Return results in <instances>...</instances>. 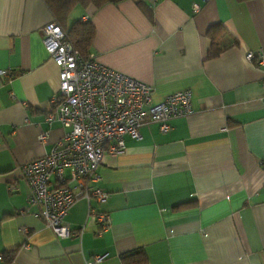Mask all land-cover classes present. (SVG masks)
I'll use <instances>...</instances> for the list:
<instances>
[{"label": "crops", "instance_id": "crops-1", "mask_svg": "<svg viewBox=\"0 0 264 264\" xmlns=\"http://www.w3.org/2000/svg\"><path fill=\"white\" fill-rule=\"evenodd\" d=\"M139 1L78 11L95 29L90 53L150 85L154 102L190 89L194 112L106 152L88 187L108 194L90 204L109 226L98 234L79 198L59 238L27 204L18 169L67 131L47 119L58 68L40 29L53 16L43 0H0V70L13 72L0 76V264H264V69L245 59L264 49V0Z\"/></svg>", "mask_w": 264, "mask_h": 264}, {"label": "built area", "instance_id": "built-area-1", "mask_svg": "<svg viewBox=\"0 0 264 264\" xmlns=\"http://www.w3.org/2000/svg\"><path fill=\"white\" fill-rule=\"evenodd\" d=\"M199 9L193 4V12ZM40 33L48 58L58 68V90L50 98L47 119L57 118L67 131L48 153L19 165L29 190L26 202L38 208L37 215L47 228L64 238L71 230L63 219L69 208L84 198L87 216L99 234L109 226V218L90 200L105 203L108 194L99 188L90 189L88 182L98 179L96 170L105 153H123L124 137L140 139L143 125L157 123L160 131L167 132L171 119L194 112L192 93L188 88L180 89L154 102L150 85L101 64L93 53L82 58L54 18L41 27ZM245 59L264 69V49L247 51ZM12 73L0 70L2 77ZM261 87L264 89V75ZM46 139L47 133L38 135L40 142ZM27 232V228L22 229L23 234ZM105 256L94 255L86 264L99 263Z\"/></svg>", "mask_w": 264, "mask_h": 264}, {"label": "trees", "instance_id": "trees-1", "mask_svg": "<svg viewBox=\"0 0 264 264\" xmlns=\"http://www.w3.org/2000/svg\"><path fill=\"white\" fill-rule=\"evenodd\" d=\"M49 8L53 18L61 26L66 39L71 43L74 50L82 57L86 58L90 53V46L94 38L95 29L92 23L86 19L77 18L70 25L66 22L75 9L84 10L87 7L100 8L107 3H115L122 0H43ZM137 6H140L139 0H132ZM238 2L243 0H237ZM209 34V33H208ZM210 44L216 45V39L210 37ZM218 44V43H217ZM215 51L209 56L218 53ZM179 206V205H176Z\"/></svg>", "mask_w": 264, "mask_h": 264}, {"label": "rangeland", "instance_id": "rangeland-1", "mask_svg": "<svg viewBox=\"0 0 264 264\" xmlns=\"http://www.w3.org/2000/svg\"><path fill=\"white\" fill-rule=\"evenodd\" d=\"M78 11H79V9H75V10L71 13V15L69 16V18L67 19L66 22H67L69 25L77 19V17H78Z\"/></svg>", "mask_w": 264, "mask_h": 264}]
</instances>
